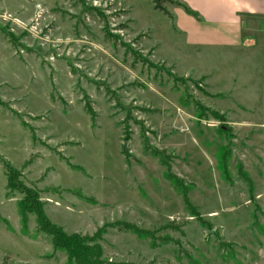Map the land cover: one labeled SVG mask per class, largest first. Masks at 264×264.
<instances>
[{
    "label": "rangeland",
    "instance_id": "374dc122",
    "mask_svg": "<svg viewBox=\"0 0 264 264\" xmlns=\"http://www.w3.org/2000/svg\"><path fill=\"white\" fill-rule=\"evenodd\" d=\"M171 1L0 0V264H264V60L195 50Z\"/></svg>",
    "mask_w": 264,
    "mask_h": 264
},
{
    "label": "crops",
    "instance_id": "0c3cea01",
    "mask_svg": "<svg viewBox=\"0 0 264 264\" xmlns=\"http://www.w3.org/2000/svg\"><path fill=\"white\" fill-rule=\"evenodd\" d=\"M180 9L184 13L177 30L195 50L209 49L213 53L211 57L217 61L245 54L249 61L255 57L264 60V0H181ZM205 75L210 80L215 76L213 72ZM218 77L219 81L226 82ZM230 80L236 85L235 77H229ZM218 94L234 98L233 93L221 86ZM238 105L246 112L247 105L241 102Z\"/></svg>",
    "mask_w": 264,
    "mask_h": 264
},
{
    "label": "trees",
    "instance_id": "16d2710c",
    "mask_svg": "<svg viewBox=\"0 0 264 264\" xmlns=\"http://www.w3.org/2000/svg\"><path fill=\"white\" fill-rule=\"evenodd\" d=\"M163 1L172 3L171 0H154L155 7L170 17V13L161 6V2ZM6 172L9 190L19 191L24 196L20 203L21 209L36 216L39 231L52 237L54 247L65 251L69 258L75 259L84 256L89 251V248L85 244L80 243L75 237L67 235L49 221L44 214L43 203L40 200L39 194L33 189L18 188L16 184L18 172L13 170L9 165H6Z\"/></svg>",
    "mask_w": 264,
    "mask_h": 264
}]
</instances>
